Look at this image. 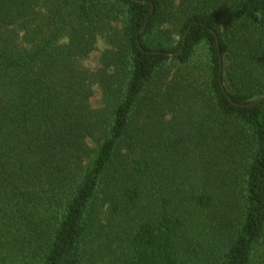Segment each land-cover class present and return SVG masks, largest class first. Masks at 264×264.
I'll use <instances>...</instances> for the list:
<instances>
[{
  "label": "trees",
  "instance_id": "1",
  "mask_svg": "<svg viewBox=\"0 0 264 264\" xmlns=\"http://www.w3.org/2000/svg\"><path fill=\"white\" fill-rule=\"evenodd\" d=\"M262 99L264 0H0V264H264Z\"/></svg>",
  "mask_w": 264,
  "mask_h": 264
},
{
  "label": "rangeland",
  "instance_id": "2",
  "mask_svg": "<svg viewBox=\"0 0 264 264\" xmlns=\"http://www.w3.org/2000/svg\"><path fill=\"white\" fill-rule=\"evenodd\" d=\"M115 26L120 28V22L115 23ZM95 48L96 49L84 62V65L90 70L97 69L99 56L106 48H108V44L105 42L104 39L99 38ZM90 104L93 108H99L102 106L101 93L98 87H94V94L90 100ZM120 225V218L111 220L105 213V211H103L99 222L100 236L98 237V240L92 250V253L84 264H108L112 260H114L115 257L118 256L120 252L121 241L117 233L121 232L122 230L120 228ZM194 237L197 241L200 240L199 233L196 232L194 234Z\"/></svg>",
  "mask_w": 264,
  "mask_h": 264
},
{
  "label": "water",
  "instance_id": "3",
  "mask_svg": "<svg viewBox=\"0 0 264 264\" xmlns=\"http://www.w3.org/2000/svg\"><path fill=\"white\" fill-rule=\"evenodd\" d=\"M262 101L264 102V99H262Z\"/></svg>",
  "mask_w": 264,
  "mask_h": 264
}]
</instances>
